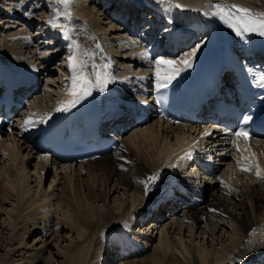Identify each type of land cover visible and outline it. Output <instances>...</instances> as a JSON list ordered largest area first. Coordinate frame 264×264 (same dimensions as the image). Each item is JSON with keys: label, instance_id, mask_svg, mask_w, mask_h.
<instances>
[{"label": "rangeland", "instance_id": "rangeland-1", "mask_svg": "<svg viewBox=\"0 0 264 264\" xmlns=\"http://www.w3.org/2000/svg\"><path fill=\"white\" fill-rule=\"evenodd\" d=\"M8 1L13 0H1L0 7L5 10L8 9V11H14L13 13L16 15L19 9L17 7L18 2L14 1L13 5H9ZM49 1L52 11L46 8H43L41 11L40 6L36 5V1H31L28 5L29 7L26 9L27 12L19 13V15L17 14L16 16H11L10 14L7 16L0 15V18L2 17L0 19V24L2 26L0 27V43L4 42V44L12 47L14 42L13 46H15V48L11 49V56L15 58L18 63H30L33 66H39L43 69L44 77L41 81V91L31 97V107L25 110V117L32 115L35 117L34 120L45 114L48 108L53 106L55 102H58L59 99L63 97V93L67 91L72 77L69 70L71 66V53L79 52L80 48L85 49L84 51L90 50V52L95 50V56L101 59V62H106L104 57L109 54L107 65L111 63L110 65H112V68L117 72L114 68L115 58L119 61L118 64L121 66L126 67L130 64L135 65V62L127 60V57L134 54L133 52L135 50L136 52H140L145 47L142 45L143 40H141L138 35L132 36L127 32L110 33V29H112L116 23L104 17L102 11L97 7V3H89L86 0ZM70 1H73V4H70L71 6L69 7L68 2L70 3ZM10 6L14 9L8 8ZM34 7L40 8V10ZM30 9L33 11L31 16L29 15ZM68 12L77 17L75 18V27L81 24L80 20L87 26V30L81 31V35L78 32L69 33L66 29L68 27V21L66 20ZM87 14H90V17ZM54 16L57 18L56 22L52 19L55 24L50 20ZM87 21L91 24H88ZM40 26H42V31L44 32L49 30V38H43L41 41L39 40V36L36 37ZM16 33L20 35L22 39H35L34 37H36V41L39 40V43L43 41L44 43L39 47L42 48V50H40L41 55L39 52V54L34 55L32 52L28 51L27 47H24L23 44H17L18 42L11 38ZM97 34H99V36H104V39L108 42V46L105 45L102 39H100L98 43L96 42L98 41L96 38L98 37ZM125 37L128 39L127 41L119 42V40H117L118 38ZM58 40L61 41L57 43ZM96 44H99L102 50L108 51L107 54L103 53L98 56V53H96V50H98ZM38 56L41 60L46 61V63H39L40 59H38ZM113 56H115V58L112 59ZM158 57L159 58H154L151 65L147 67L155 74H157L154 65L155 61L162 57L168 58L167 54H162ZM118 64L115 65L117 66ZM125 82L128 83L118 82L119 87L127 89L130 85L129 79L125 80ZM143 130L145 131L146 129ZM128 135L129 141H127L128 144H130L132 141L131 139L136 137V134L131 132ZM174 141L172 136L163 139L161 142L163 149L164 147H166V149L171 147L170 145H173ZM8 142H10V140ZM4 146L5 148L7 147V152L4 150L5 148L0 149V158L2 157L0 159V264H65V255L67 259L69 253L76 249V242L80 240V238L87 239V242L89 241V243L92 244L93 252L99 243L110 241L109 233L113 227L119 226L122 222L124 224L128 223L129 216H131L129 214L126 215L128 218L125 217L119 220V222L116 221L115 225L109 226L112 222L114 223L115 218H119L116 216L120 215L122 218V208L120 207L132 204L134 198H136L137 204L139 202V204H143L147 202V199L152 197L151 192H147L146 194L137 192L134 194V192L123 187L122 184H120L121 188L117 190H115L113 184H111L109 185L110 187L108 186L109 188H107L108 192L102 193L100 190L101 183L96 184L92 193L97 194L98 197L101 196V199H98L97 196H93L89 197V202L105 213L108 212V209L111 210L113 218H106L101 225H94V227L88 228V226L80 221V217L78 216L80 208L72 193L73 182L71 183L70 180H74V177H71L72 173L74 175V170L71 167L66 164L56 165V163H54L55 165H53L46 156H40L29 149L30 146L27 143L23 144V146H26L25 148L11 143L4 144ZM148 146L150 150H154L155 155H157V153L159 154L161 151L160 145L153 146L151 143L148 144ZM13 154H16V158L13 157ZM160 162L161 158H159V163ZM40 163H42L45 169ZM240 169H242V167H237L238 171ZM246 176L247 174H239L232 177L230 183L233 190L239 187L242 180L247 181L245 180L247 178ZM22 178L25 181L24 189H21L18 185ZM19 179L20 181H18ZM249 183H251L250 180ZM84 184L86 188L91 185L90 183ZM64 187L68 188L70 191L68 196L63 192ZM34 193L36 195H34ZM41 205H43V207ZM208 217L207 220L201 221L199 225L201 227L199 228L198 225L196 227V225L193 224L194 222L192 223L188 216H167L153 233H151V225H146L147 223H145V228L144 225L143 227L141 226V229H139V227L133 228L134 230L132 229L133 231H131V234H140L141 237L144 236V239L150 238L149 245L152 244L151 252L156 250L160 255H163L166 258L164 264H194V257L197 256V258H199L198 256L200 254L205 256V261L201 262L200 260V264H207L217 259L221 260V257L230 256L229 248L236 238V240L241 238V241L249 245L248 243L261 237L263 231V229L260 230L259 228L254 229L251 232L252 236L250 235V238L252 237L251 241V239H247L248 237H241V235L237 233L238 231L235 223L227 224L228 230L226 232L216 228L218 226L215 227L217 220L214 217ZM68 218L69 220H67ZM172 222L176 224H171ZM165 223H168L167 228L164 227V225H166ZM218 224L220 225V223ZM57 225H59V227H57ZM95 228L96 230L100 229L95 231ZM215 228L217 231H221H219L217 235L216 232H211V230ZM143 230L146 233L143 234ZM140 231L142 233H140ZM80 234H82V237ZM160 235L164 237L166 242L168 241L167 246H170L164 248L160 244ZM119 239L123 240V237ZM124 241H126V238ZM144 256L129 261H124V259L123 261L124 264H145L141 261V258H144ZM106 258L108 260L110 257L106 256ZM176 260L179 262L176 263ZM112 264H121V262H113Z\"/></svg>", "mask_w": 264, "mask_h": 264}, {"label": "bare ground", "instance_id": "bare-ground-1", "mask_svg": "<svg viewBox=\"0 0 264 264\" xmlns=\"http://www.w3.org/2000/svg\"><path fill=\"white\" fill-rule=\"evenodd\" d=\"M26 1H28V0H23V2H26ZM31 1H36L37 6H40L42 8L47 9L46 4L43 3L44 4L43 5L38 0H30V2ZM91 1L92 0H90L89 3H91ZM121 1L122 0H118L119 3H121ZM132 1L141 3L143 5L144 9L140 8V13L142 15H146V17H147V14H145V12H147V10H149L148 8L152 9V7H153V11L155 10V11L159 12L158 18L155 17L153 11L151 12V14L153 13V15L151 16V14H150V16L147 17V21L153 25L157 24V20H159V18H160L159 25H161L162 23H165L167 21L161 17H165L166 19H169V21H172L173 20L172 15L179 14V13L182 14V12H185L183 7H177V10L176 9L172 10V6H170V5H168V3H165L162 1H160V2H155L153 0H132ZM13 2L14 1H8V4L13 5ZM17 2H18L17 7L19 8L18 10H20V11H17L16 13L27 12V10H26L28 8L27 4H21L22 3L21 0H18ZM95 2H96V0H95ZM134 2H133L132 7L134 6ZM166 2H168V1H166ZM233 2H235L236 4H234ZM126 3H127V6L130 7L131 3L129 1ZM171 3H173V2H171ZM188 3L191 4L192 5L191 8H195L196 11H197V9H202V11H198L199 14H197L200 17L203 16L204 13H206L207 11H210V10L215 9L217 12L222 10L221 12L224 13L225 15H228V16H229V14H231V16L235 15L236 19L242 20L243 23L247 26V28H249L251 30H255L259 34L264 33V0H188V2L186 4H188ZM70 4L72 5L73 1H70V3L68 2L69 7L71 6ZM114 5L112 6V8L114 7ZM127 6H124V9H123V12H125L126 14L129 12L128 11L129 9ZM224 6H226L228 8V10ZM34 8H37V7H34ZM100 11H102V9ZM13 12L14 11H10L9 14L11 16H14ZM88 13H90V12H88ZM106 13H105V11L104 12L102 11V14L104 15V17L108 19L109 17L105 16ZM148 13H149V11H148ZM9 14H6V16ZM188 14L193 16V13H188ZM88 16L90 17V14ZM143 18H145V16ZM53 19L55 20V18H53ZM185 21L189 22L188 19H185ZM145 23H146V21H145ZM184 23L185 22L182 21V24H184ZM0 27H2L1 24H0ZM193 28L197 31V35H198L201 31L200 25L196 24L195 27H193ZM120 29L121 28L119 26L114 25V27H112V29H110V33H112V32L118 33V32H120ZM158 29H164V27H162V26L159 28L156 27V30H154V31H158ZM169 32H170V30H169ZM180 32L181 31L173 32L172 36L170 34L165 35V33H163L162 34V36L164 35L163 41H165V38H167V42L170 45H172V42H173V45H175L174 41H175V39L180 37V34H181ZM41 34L42 33L40 31L36 34V37L37 36L40 37V39H39L40 41L43 38H47V37L49 38V32L46 31L45 36H43ZM155 34L156 33L151 34L149 36V38H147V40L151 39L150 41H153V39H157V37H155ZM174 35L176 37H174ZM115 36H116V34H115ZM162 36H161V38H162ZM36 37H34L35 39H32V38L31 39L30 38H23L22 39L20 37V35H18L17 33L14 35L15 41L18 42L17 44H23L24 47H27V50L32 52L34 55L40 53V50H42V48H39V47H41L40 45L44 43L43 41L41 43L38 42L39 40L36 41L37 40ZM194 37H195V35H193V37L191 38L192 41L196 40ZM170 39H172L171 42H169ZM199 40H200V38H199ZM153 42H155V41H153ZM139 44H140V42H139ZM148 44H149V42H148ZM156 45L157 44L154 43L153 48H155ZM170 47H169V52H168L170 54L169 57L168 56H167L168 58H164V57L161 58L160 57L161 59L157 60L154 63V65L156 67V73L157 74H155V73L154 74L153 73L147 74V72H146L147 70L145 68H137L135 71L134 69L137 65L134 66V69L132 68V66L127 67L128 68L127 71H130V73H128L129 75L130 74L136 75V78L133 79V81H135L134 88H131L132 89V97H131L132 99L135 100L140 87L141 88L148 87V85L146 84V82L148 81V77L152 78V75H153L154 78H157V79H154L156 81L155 83H159V81L161 82L162 80L164 81L166 79V77L171 76L172 72H173V75L171 77H173L177 73L178 69L188 60L189 56L186 57L183 54H182V57H178V58L174 57V59H173V56L175 54H174V52H172L170 50ZM1 48L4 51L9 49V48L0 46V66L1 67H5L7 65L12 66L11 61H9L7 58L8 55L5 54L1 50ZM190 48H192V47H190ZM186 50H188V49H186ZM148 51H149V48H148ZM179 51L180 50H178V52ZM135 52H136V50L133 53H135ZM77 53H79V52H77ZM77 53L76 52L73 53L71 55V59H70V61H71L70 67H71V71H72V77H71V80L69 82L70 87L68 88L70 90H68V92H66L67 98L69 97V95L70 96L75 95L80 91L79 89L84 82L83 73L85 74V76H87L89 74H92L93 69H94L93 63H88V65H83L80 62L79 54H77ZM151 53H153V52L151 51L150 54ZM139 54H141V53H139ZM139 54H131V56H128V57L126 56L127 60H131L133 62L139 61L142 59V57H141V59L137 60L136 55H139ZM40 55H41V53H40ZM92 56H95V52H93V51H92ZM38 59H40L39 56H38ZM168 59H171V60H168ZM39 62L40 63H46V61H43L41 59L39 60ZM139 63L141 64V62H136V64L140 65ZM20 65H22V64L20 63ZM116 68H118V67L116 66ZM108 69H109V67L106 66V62H104V61L102 62V65L99 66V69H97L98 74H99V80H98L99 88L102 91V93H104V95L106 94V96H107V99L104 98L102 100L103 104L106 106H108L109 100H111V99L112 100H119L123 96L122 93L118 92L119 90H117V88L115 87L113 82L109 79L108 73H107ZM84 70H85V72H84ZM134 71H135V73H133ZM76 74H77V76H76ZM18 75L19 74L17 72H13V76L16 77ZM73 75H74V77H73ZM158 76H160V77L158 78ZM31 81L32 80H26V83H30ZM76 85L78 86L79 89L75 92V91H73L72 87L76 86ZM63 94H65V92ZM123 98L129 99V97H125V96H123ZM60 99L58 102H60ZM30 120H31V122L34 121V119L32 117H30L28 121H30ZM34 129H40V128L35 127ZM42 129L44 131L45 127H43ZM143 129H146V130L144 131ZM135 133H136V137H133L131 139L132 141L130 142V144L126 143L127 138H125L124 143L121 144L120 149L115 154L100 157V158L95 159L93 161H89L85 164H81L79 166H76L73 169L74 175L72 173L71 177H74V180H70L71 183L73 182V184H72L73 192L72 193L74 194V197L76 198L77 205H79L78 207L80 208V210L78 212V216L80 217V221L83 224H85L86 226H88V228L89 227L92 228V227H94V225H99V224L101 225L104 222V219H106V218H113V213L111 210L108 209L107 210L108 212L105 213L104 211L95 207L92 203L89 202L90 201L89 197H93V196L96 197L97 196V194L92 193V190L94 191L93 188L95 187L96 184L101 183V189L100 190L102 193L108 192L107 188H109L110 187L109 185H111V184H113L115 190L121 188L120 184H122L123 187H125L129 191L134 192V194H136L137 192L143 194L148 189H150L151 186L154 189H156L158 194H160V195H164V194L168 193L170 190H173V188H175V187L182 189V190L183 189L188 190V191H190V189H198V187L195 186L196 183L192 182L190 180H187V178H176V177L164 178V177H162V178H158V179L156 178L157 180H155V177H156L155 174L157 172H161V170H162V166L159 163V158H161V160H162V158L164 159V161H165V167L164 168H166L168 166L169 163H167V162H170L172 165H175V166H171V169L173 171L181 170L184 168V163L188 160V159H186V157L181 158V159L172 157V159H170V160H169V158L171 155L176 154L175 151H177V149L180 147V145L185 146L186 144H191V148L193 150L196 149L197 147L195 146L194 142L191 141V139H193L198 133L195 136H193L191 139H186L184 137L182 127L174 126V125H170V124L166 125V124L161 123L158 120L152 121L149 125L142 127V128H139L138 130H136ZM141 136H142V138H141ZM170 136L174 137L175 145H170L171 147H169L167 149H166V147H164V149H163V145L161 142L163 141V139L170 138ZM214 140L215 139H213V141ZM8 141L9 140L4 142V138L0 139V145H1L0 149H4L5 148L4 144H8V143L9 144L11 143L13 145L15 144L16 146L20 145L21 148L26 147V146L21 145L16 140L10 139V142H8ZM257 142H259V141H257ZM151 143L153 146L154 145L155 146L160 145L161 151L159 152V154L157 153V155H155L154 150L149 149L148 144H151ZM35 145H36V143H35ZM30 147H29V149H30ZM4 150H6V152H7V147ZM36 154H39L40 156L42 155L40 152H37ZM263 154L264 153H260V156H262ZM13 155H14L13 157L16 158L15 157L16 154H13ZM52 163H57V162L55 160H53V158H52ZM40 165H42V163H40ZM42 167L45 169V167L43 165H42ZM261 173L264 175V172H261ZM149 180H151V181H149ZM18 181H20V179ZM24 183H25V181L22 178L20 183H18V185L20 186L21 189L25 188ZM84 183H90L91 185L88 188H86ZM207 189L209 190V193H210L208 195V197H207V194L202 195L203 196V202L198 207L187 211L188 212L187 216L190 218L192 223L194 222L193 224L196 225V227H197V225L199 228L201 227L199 225H200L202 219H205L208 216H212L217 220V223H215V227L216 226H218V227H216V228H219L220 230H224L227 232V230H228L227 224L235 223L237 231H238L237 233H239L241 235V237L245 238V237L249 236V232H251L250 230H251V228H253V226L264 221V215H263V213H264V179L258 178L257 181H255L249 185L245 184V182L242 181L238 188H236V189H234V191H230V192L228 190H225V185H223V181L215 180L214 183H211L210 185L207 184ZM63 192L67 196L70 194L69 189L65 188V187L63 188ZM183 192H185V191H183ZM35 193H34V195H36ZM100 197L101 196H99V197L97 196L98 199ZM171 200H175V198L172 196ZM139 203L137 204L136 198H134L132 201V204H128L125 207H124V205H123V207H120V208H122L121 209L122 210V212H121L122 218L120 217V215L116 216L119 218H115L114 223L112 222L109 225L110 227L115 225L116 221L119 222V220L125 218L127 214H129L131 216H129L130 217L129 220L127 219L128 223L124 224L122 222V224L119 223L120 224L119 226L112 228V230L109 233V235H110L109 240L110 241L99 243L97 245V247L94 249V251L92 252V244H90L89 241L87 242V239L80 238V240H78L76 242V249L72 250L69 253V256L67 257V259H66V255H65V259H64L65 264H104L102 262L107 260L106 256H109L110 258H112V256L115 254V252L111 253L110 250L116 244L115 243L116 240L120 241L121 244L123 243L124 245H126L128 251H130L131 253L134 252V255H127L124 258H120L119 262H121V264H124V261H126V260L129 261V260L137 259V257H141L144 255H146V256H144V258H141L142 259L141 261H143L145 264H164L166 258L163 255H160V253L157 252L156 250H153L151 252V247H152L151 245L152 244L149 245L150 238L144 239L143 238L144 236L141 237L140 234H131V231L134 230L133 228L138 227V224L136 222L139 220V216H140L139 214L143 210V208L141 210L139 208V207H143V206L140 205L138 207ZM77 205H75V206H77ZM41 206L43 207V205H41ZM137 209H138V211H136ZM126 218H128V216ZM173 219H175V218H173ZM181 219H183V218H181ZM67 220H69V218ZM185 220H187V219H185ZM187 221H189V220H187ZM191 221H190V223H191ZM124 222H125V220H124ZM140 222H141V220H140ZM161 222H162L161 220H159V221L155 220V221H152V223H151V221H149V222H147L146 225H148V224L151 225V227H150V228H152L151 233H153V231L160 226L159 224H162ZM218 223H220V225ZM165 224L166 225H164V227L167 228L168 223H165ZM171 224H176V223L172 222ZM57 227H59V225H57ZM144 228H145V225H144ZM216 228L212 229L211 232L212 233L216 232V235H217V233L220 230L217 231ZM99 229H97V230H99ZM139 229H141V226L139 227ZM146 229H147V227H146ZM259 229L261 230L262 228H259ZM97 230L95 228V231H97ZM148 232H150V231H148ZM133 233H135V232H133ZM140 233H142V232L140 231ZM144 233H146V232H144V230H143V234ZM81 235L82 234H80V236ZM212 235H214V234H212ZM120 237H123V240H120L119 239ZM237 237H239V236H237ZM125 238H126V241H124ZM236 239L233 241L232 246L229 248L230 256L227 255L226 257H221V260L217 259V260L211 261L210 263H207V264H221V263L222 264H233V263L245 264V263H248L249 260H252L254 257H256L261 250L264 251V239L262 241H259L255 245H252V244L247 245L246 243H244V241H241V238L239 240H236ZM251 241H252V239H251ZM159 242L164 248L170 246V245L167 246L168 241L166 242V240L164 239V237H162V235L159 236ZM168 244H170V243H168ZM198 257L199 258H197V256L194 257V262H193L194 264H200V260H201V262L205 261V256H202L200 254ZM224 259H225V261H224ZM173 261H174V259H173ZM226 261H228V262L226 263ZM175 262L178 263L179 261L176 260ZM129 263H131V262H129ZM110 264H112V263H110Z\"/></svg>", "mask_w": 264, "mask_h": 264}]
</instances>
